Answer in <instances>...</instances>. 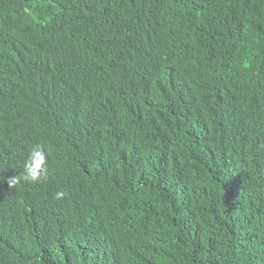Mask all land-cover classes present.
<instances>
[{
  "label": "trees",
  "instance_id": "obj_1",
  "mask_svg": "<svg viewBox=\"0 0 264 264\" xmlns=\"http://www.w3.org/2000/svg\"><path fill=\"white\" fill-rule=\"evenodd\" d=\"M0 264H264V0H0Z\"/></svg>",
  "mask_w": 264,
  "mask_h": 264
},
{
  "label": "clouds",
  "instance_id": "obj_2",
  "mask_svg": "<svg viewBox=\"0 0 264 264\" xmlns=\"http://www.w3.org/2000/svg\"><path fill=\"white\" fill-rule=\"evenodd\" d=\"M47 164L48 155L45 148L40 145L35 146L23 160L22 173L9 178V186L13 187L20 182L37 183L41 181L47 171ZM62 195L63 193H57V197Z\"/></svg>",
  "mask_w": 264,
  "mask_h": 264
}]
</instances>
